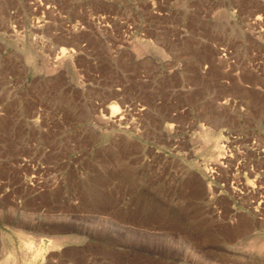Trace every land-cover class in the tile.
Instances as JSON below:
<instances>
[{"label": "rangeland", "instance_id": "1", "mask_svg": "<svg viewBox=\"0 0 264 264\" xmlns=\"http://www.w3.org/2000/svg\"><path fill=\"white\" fill-rule=\"evenodd\" d=\"M262 208L264 0H0V264H264Z\"/></svg>", "mask_w": 264, "mask_h": 264}, {"label": "bare ground", "instance_id": "2", "mask_svg": "<svg viewBox=\"0 0 264 264\" xmlns=\"http://www.w3.org/2000/svg\"><path fill=\"white\" fill-rule=\"evenodd\" d=\"M117 109V108H116ZM116 109H114V110H116ZM228 139H231L233 142V144L235 143H237V144H239V143H241V146H242V143H245L241 148L242 149H240V147H237L236 149L233 147L231 150H233L232 152L230 151V149H229V143L231 144V142L230 141H228ZM257 139V138H256ZM256 139H254V138H250V139H246V141H244L245 139L242 137H227V140H225L224 141V143L222 144V146H221V153H222V155H221V159L222 160H224V161H226V162H228L229 160H232L233 162H235L236 161V168L238 169V166H240L241 164H242V162L243 161H241L242 159H244V151L242 152V150H243V147H244V150L245 151H248V152H251V153H253L254 154V152H256L257 154L258 153H260L259 152V149H258V145H257V142L256 141H258V140H256ZM260 142V141H259ZM209 143V142H208ZM207 144V143H206ZM236 144V145H237ZM215 145V144H214ZM216 147H217V145H216ZM235 149V150H234ZM234 152V153H233ZM220 153V154H221ZM250 153V154H251ZM246 155V154H245ZM248 156H249V154H248ZM235 157V158H234ZM225 169H226V167H225ZM209 170V171H208ZM208 174L212 177H214V175L216 174L215 173V171H214V169L210 166L209 168H208ZM250 170L251 171H253V166L251 165L250 166ZM212 179V178H211ZM263 203V202H262ZM262 210L264 211V208H262ZM256 242V241H255ZM254 247H256L255 249H257V250H259V251H264V243L263 244H259V245H254Z\"/></svg>", "mask_w": 264, "mask_h": 264}]
</instances>
